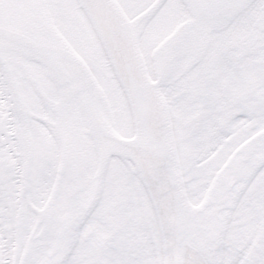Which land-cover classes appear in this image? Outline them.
Instances as JSON below:
<instances>
[{
  "label": "snow or ice",
  "instance_id": "obj_1",
  "mask_svg": "<svg viewBox=\"0 0 264 264\" xmlns=\"http://www.w3.org/2000/svg\"><path fill=\"white\" fill-rule=\"evenodd\" d=\"M0 264H264V0H0Z\"/></svg>",
  "mask_w": 264,
  "mask_h": 264
}]
</instances>
